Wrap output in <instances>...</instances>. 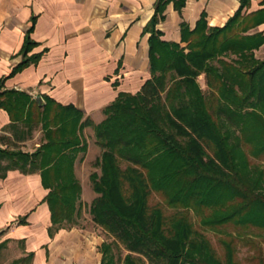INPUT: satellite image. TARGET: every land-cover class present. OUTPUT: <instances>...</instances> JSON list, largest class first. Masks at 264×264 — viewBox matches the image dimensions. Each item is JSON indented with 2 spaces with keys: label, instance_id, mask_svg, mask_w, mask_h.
<instances>
[{
  "label": "trees",
  "instance_id": "trees-1",
  "mask_svg": "<svg viewBox=\"0 0 264 264\" xmlns=\"http://www.w3.org/2000/svg\"><path fill=\"white\" fill-rule=\"evenodd\" d=\"M171 1L179 11L186 5L160 0L145 28L151 33V78L136 94L119 93L100 124L83 121L74 105L50 97L43 104L26 92L4 89L8 77L0 80V108L19 128L17 138L33 136L37 127L43 132L34 152L0 148V176L9 170L41 174L50 190L45 201L51 234L80 216L83 189L75 165L88 151L84 129L94 127L103 151L97 160L101 172L91 175L98 196L90 213L114 238L103 244L101 264H116L115 247L128 251L124 264H237L233 240L222 242L224 261L195 229L191 211L201 214L205 227L264 230V167L250 159L264 156V60L256 57L264 33L253 32L264 23V9L243 13L249 0H241L222 27L209 26L203 15L195 29L183 26V46L164 40L158 28ZM33 31L34 26L21 51L24 59L9 77L41 59L43 53L28 56L37 46ZM203 73L209 98L197 82ZM154 193L175 212L152 204Z\"/></svg>",
  "mask_w": 264,
  "mask_h": 264
},
{
  "label": "crops",
  "instance_id": "crops-1",
  "mask_svg": "<svg viewBox=\"0 0 264 264\" xmlns=\"http://www.w3.org/2000/svg\"><path fill=\"white\" fill-rule=\"evenodd\" d=\"M159 2L0 0V80L8 77L4 89L26 92L34 100L40 97L43 104L50 97L74 105L83 112V121L100 124L119 93L136 94L151 78V33L145 28ZM240 5L241 0H186L179 11L171 1L158 28L164 40L185 45L184 25L193 30L205 15L209 26L222 27ZM262 9L264 0H249L243 13ZM32 26L30 36L37 46L28 56L43 55L9 77L24 59L21 51ZM256 31L264 33V23ZM260 51L264 45L256 53ZM11 124L8 112L0 108V148L34 152L15 147L28 144L33 136L19 140L20 130ZM88 128L94 129L89 126L84 132ZM49 191L40 173L9 170L0 176V261L6 249L19 245L22 255L9 264H98L97 241L90 232L67 225L51 234L52 214L45 201Z\"/></svg>",
  "mask_w": 264,
  "mask_h": 264
},
{
  "label": "rangeland",
  "instance_id": "rangeland-1",
  "mask_svg": "<svg viewBox=\"0 0 264 264\" xmlns=\"http://www.w3.org/2000/svg\"><path fill=\"white\" fill-rule=\"evenodd\" d=\"M185 45L183 44V46ZM256 57L260 60H264V51L257 52ZM212 64L220 66L217 61H214ZM197 82L209 98L212 91L207 83L206 74H201L198 77ZM94 131L93 128H88L84 132V138L88 142V151L80 154L76 164L77 177L80 180L83 191L78 203L80 216L77 218L74 226L90 232L92 237L96 239L97 242L95 244L97 245H94V250H96L98 254V264H101L103 259L102 246L106 242H112L114 238L101 226L94 223L90 213V207L98 196L93 189L91 175L94 172L100 174L101 169L97 166V160L101 157L103 151L97 143L96 133ZM42 142L43 132L40 127H37L31 142L25 145H15V147L33 151L36 150ZM243 146L246 152L250 154V146L246 143H243ZM250 159L252 163L260 164L264 167V156L256 158L250 155ZM151 202L152 204H161L167 214L175 212L173 208H169L165 204L163 197L158 193L153 194ZM190 218L195 229L203 233L210 240L213 248L222 260L225 261L226 259V248L222 242L225 239H232L236 249L237 264H260L262 261L264 262V230L257 228L247 230L236 229L234 226H226L218 229L205 227L202 224L201 214H198L195 211L190 212ZM20 249L21 247L19 245H13L6 249L2 254L0 264H9L14 259L20 257L22 255ZM113 254L115 255L116 264H124V259L128 254V251L124 248L118 249L115 247Z\"/></svg>",
  "mask_w": 264,
  "mask_h": 264
},
{
  "label": "water",
  "instance_id": "water-1",
  "mask_svg": "<svg viewBox=\"0 0 264 264\" xmlns=\"http://www.w3.org/2000/svg\"><path fill=\"white\" fill-rule=\"evenodd\" d=\"M38 99H39V101H41L40 97Z\"/></svg>",
  "mask_w": 264,
  "mask_h": 264
}]
</instances>
